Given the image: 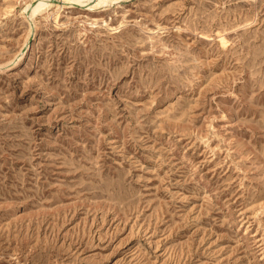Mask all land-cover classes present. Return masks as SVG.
Listing matches in <instances>:
<instances>
[{"label":"rangeland","instance_id":"1","mask_svg":"<svg viewBox=\"0 0 264 264\" xmlns=\"http://www.w3.org/2000/svg\"><path fill=\"white\" fill-rule=\"evenodd\" d=\"M38 1L0 0V264H264V0Z\"/></svg>","mask_w":264,"mask_h":264},{"label":"bare ground","instance_id":"2","mask_svg":"<svg viewBox=\"0 0 264 264\" xmlns=\"http://www.w3.org/2000/svg\"><path fill=\"white\" fill-rule=\"evenodd\" d=\"M85 1H87V0H70L69 2H70V4L72 3V4H79V5H81V4H84ZM107 1L108 0H95V2L93 4H91V7H96L97 8V6H100L101 4H103V3L107 2ZM111 1H118V0H111ZM50 5H52V3L50 2V0H39L35 5H33L32 7H29L31 9L30 10L28 9L29 11H27V12H29L28 14L32 18L37 12L46 9ZM53 5L56 8H60L62 6V5H59V3L58 4H53ZM89 7H90V5H89ZM22 54H23V52L21 51L20 54H19V57L20 58H21Z\"/></svg>","mask_w":264,"mask_h":264}]
</instances>
